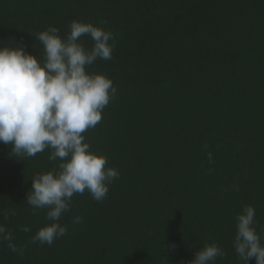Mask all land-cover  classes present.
Here are the masks:
<instances>
[{
  "label": "trees",
  "instance_id": "obj_1",
  "mask_svg": "<svg viewBox=\"0 0 264 264\" xmlns=\"http://www.w3.org/2000/svg\"><path fill=\"white\" fill-rule=\"evenodd\" d=\"M73 20L106 21L115 38L113 59L88 71L117 94L83 135L119 178L102 201L72 197L66 235L32 242L51 222L26 203L31 178L58 162L0 143V223L23 248L0 243V264H189L213 242L216 264H245L235 217L251 205L264 229V0H0V47L40 59L35 36L51 25L64 37Z\"/></svg>",
  "mask_w": 264,
  "mask_h": 264
},
{
  "label": "clouds",
  "instance_id": "obj_2",
  "mask_svg": "<svg viewBox=\"0 0 264 264\" xmlns=\"http://www.w3.org/2000/svg\"><path fill=\"white\" fill-rule=\"evenodd\" d=\"M100 25L73 20L62 37L59 28H48L35 37L43 48V57L28 53L21 45L0 47V143L11 145L17 156L35 157L49 150V160L58 162L53 169L34 175L26 203L33 210H46L51 223L39 228L32 242L51 245L66 235L59 223L70 210L72 197L88 192L96 201L106 198L109 185L119 172L107 157L95 152L83 135L102 120L103 110L116 97L117 88L103 73L88 67L98 59H113L114 35ZM88 36L91 47L81 37ZM3 43V42H0ZM207 150L208 145L205 144ZM212 162V153L207 154ZM11 215H15L11 211ZM9 212L4 213L7 219ZM77 216L72 223L81 224ZM255 209L245 205L235 217L236 234L232 242L237 256L249 264H264V229L257 231ZM30 232L28 226L22 228ZM23 255L13 235L0 223V243ZM175 248L174 244L169 245ZM225 253L221 247L206 243L189 264H216Z\"/></svg>",
  "mask_w": 264,
  "mask_h": 264
}]
</instances>
